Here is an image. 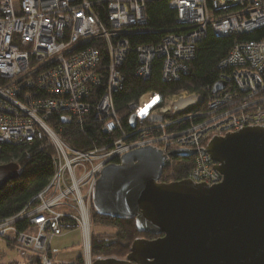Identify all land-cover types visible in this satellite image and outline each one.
I'll list each match as a JSON object with an SVG mask.
<instances>
[{
	"label": "built area",
	"instance_id": "built-area-1",
	"mask_svg": "<svg viewBox=\"0 0 264 264\" xmlns=\"http://www.w3.org/2000/svg\"><path fill=\"white\" fill-rule=\"evenodd\" d=\"M174 27L160 42L135 48V75L148 80L153 61H162L161 79L176 81L187 72L197 43L208 31L217 37L251 34L264 27V0H167ZM152 0H0V148L44 140L52 147L51 179L19 213L0 220V239L30 252L23 264H75L51 257L53 237L79 230L83 264H92V193L100 172L136 148L152 146L170 163V151L197 150L186 179L214 186L222 181L215 162L200 154L202 142L245 127L264 126V36L236 42L220 61L217 93L179 90L161 97L146 91L127 104L121 128L113 94L122 88L121 66L128 38L145 26ZM154 98L155 103L149 105ZM206 116L200 123L165 135L172 118L191 107ZM146 109L145 114L140 110ZM135 117V127L129 120ZM190 116L183 120H190ZM74 121L97 125L114 142L85 151L69 147L55 131ZM54 129V130H53ZM158 134L157 136H153ZM165 167V168H166Z\"/></svg>",
	"mask_w": 264,
	"mask_h": 264
},
{
	"label": "water",
	"instance_id": "water-1",
	"mask_svg": "<svg viewBox=\"0 0 264 264\" xmlns=\"http://www.w3.org/2000/svg\"><path fill=\"white\" fill-rule=\"evenodd\" d=\"M223 87L217 82L211 92ZM129 125L135 127V117ZM197 153L180 149L167 156ZM199 153L216 163L220 183L160 181L165 156L152 146L102 169L94 209L116 219L133 217L139 232L155 238L134 240L125 258L92 264H264V126L213 136ZM17 169L0 164V188L16 178Z\"/></svg>",
	"mask_w": 264,
	"mask_h": 264
},
{
	"label": "trees",
	"instance_id": "trees-1",
	"mask_svg": "<svg viewBox=\"0 0 264 264\" xmlns=\"http://www.w3.org/2000/svg\"><path fill=\"white\" fill-rule=\"evenodd\" d=\"M210 2L211 0H207ZM146 23L142 31L130 38V51L126 56L122 66L121 74L124 79L122 88L113 94V102L117 117L120 118L121 128L128 130L127 122L129 112L127 104L137 99L146 91L157 92L161 97L167 94L177 93L185 90L196 94H203L202 89L213 86L218 82L221 70H218L220 61L230 52L231 47L236 42L260 39L264 36V27L251 34H230L228 37H217L211 31L207 32L204 39L196 45L195 57L187 64V72L180 74L176 81H166L161 79L162 61L155 59L148 80H142L135 75L138 66L135 48L138 45H154L160 42L165 30L174 27L175 11L168 6L167 0H152L146 5ZM203 107V106H202ZM201 105L191 107L185 111L178 112L172 120L179 123L169 125L164 131L168 136L170 133L179 132L190 127V124L200 123L206 116L195 114L202 110ZM190 120H183L186 117ZM55 131L60 132L62 140L69 147L77 151H85L93 146H100L104 143L114 142L118 137L117 133L106 134L97 125H90L82 121L77 124L75 121L69 126H63L58 131V122L50 120ZM53 129V130H54ZM155 134L153 136H157ZM209 140L202 142L201 147ZM52 147L44 140H34L27 145H1L0 164H15L17 176L0 188V220L7 219L20 212V210L30 201L31 197L39 193L49 182L53 172L51 160ZM172 160V161H171ZM194 156H171L169 165L164 168L160 181L171 183V181H181L186 179L194 165ZM91 225L110 230L111 233H90V257L92 262L98 258L114 257L125 258L130 250L131 243L140 238L151 240L154 236L139 232L135 226L133 217L113 218L99 214L91 204L90 209ZM75 264H83L81 258H76ZM9 264H18L11 262Z\"/></svg>",
	"mask_w": 264,
	"mask_h": 264
},
{
	"label": "rangeland",
	"instance_id": "rangeland-1",
	"mask_svg": "<svg viewBox=\"0 0 264 264\" xmlns=\"http://www.w3.org/2000/svg\"><path fill=\"white\" fill-rule=\"evenodd\" d=\"M111 233V231L104 230L101 227H93L91 225V233ZM82 242L81 233L79 230L64 233V235L53 237L50 244L51 257L58 262H75L76 258L82 257ZM30 252L24 248L17 246H9L4 240L0 239V264H9L15 262L23 264L27 255Z\"/></svg>",
	"mask_w": 264,
	"mask_h": 264
},
{
	"label": "snow or ice",
	"instance_id": "snow-or-ice-1",
	"mask_svg": "<svg viewBox=\"0 0 264 264\" xmlns=\"http://www.w3.org/2000/svg\"><path fill=\"white\" fill-rule=\"evenodd\" d=\"M157 100H158V98H154L153 101H152L149 105H147L146 107H151V104H152V103H155ZM140 112H141V114H145L146 109L142 108V109L140 110Z\"/></svg>",
	"mask_w": 264,
	"mask_h": 264
},
{
	"label": "flooded vegetation",
	"instance_id": "flooded-vegetation-1",
	"mask_svg": "<svg viewBox=\"0 0 264 264\" xmlns=\"http://www.w3.org/2000/svg\"><path fill=\"white\" fill-rule=\"evenodd\" d=\"M176 151V150H175ZM170 152H172V151H170ZM193 156V155H192ZM171 157V156H170Z\"/></svg>",
	"mask_w": 264,
	"mask_h": 264
},
{
	"label": "bare ground",
	"instance_id": "bare-ground-1",
	"mask_svg": "<svg viewBox=\"0 0 264 264\" xmlns=\"http://www.w3.org/2000/svg\"><path fill=\"white\" fill-rule=\"evenodd\" d=\"M172 161V160H171Z\"/></svg>",
	"mask_w": 264,
	"mask_h": 264
}]
</instances>
